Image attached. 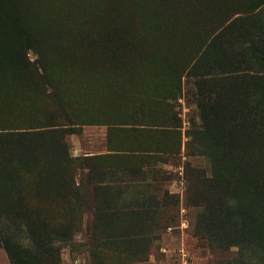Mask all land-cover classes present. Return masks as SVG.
<instances>
[{
	"label": "trees",
	"instance_id": "trees-1",
	"mask_svg": "<svg viewBox=\"0 0 264 264\" xmlns=\"http://www.w3.org/2000/svg\"><path fill=\"white\" fill-rule=\"evenodd\" d=\"M34 1L0 0V248L10 264H60V245L78 232L86 182L96 205L89 264L147 259L156 207L123 201L126 191L104 179L105 165L125 152L107 139L103 155L74 157L66 137L92 125L107 135L170 132L179 120L165 100L180 98L182 79L192 80L200 119L184 148L210 167L209 176H187L188 202L199 208L194 234L238 249L219 264H264V0H106L114 5L108 22L83 17L70 34L49 32ZM132 19L146 26L141 35ZM138 79L153 86L128 90ZM31 195L44 202L30 203ZM115 214L122 218L110 221ZM5 219L25 227L36 253L2 227Z\"/></svg>",
	"mask_w": 264,
	"mask_h": 264
},
{
	"label": "rangeland",
	"instance_id": "rangeland-1",
	"mask_svg": "<svg viewBox=\"0 0 264 264\" xmlns=\"http://www.w3.org/2000/svg\"><path fill=\"white\" fill-rule=\"evenodd\" d=\"M79 1L83 6L89 4L95 7L86 11L78 6ZM104 1L106 0H35L34 5L35 7L37 5L40 15L38 17L53 25L49 32H56V29H60V31L70 34L83 17H89V21L92 18L102 22L107 19L108 22L114 12L111 10L114 5L104 6ZM127 12V10H122L121 14L118 13L120 21L127 17ZM131 24L133 32L137 35H141L146 30V26L133 19ZM90 26L88 28H91ZM72 46L70 44V47ZM74 46L76 45L74 44ZM30 57L34 60L37 56L32 53ZM50 60L52 66L58 71L56 58L51 59L50 57ZM125 76L121 77L122 80L125 79ZM111 77L117 83L116 79L120 78V72H116ZM181 82L184 84L183 91L181 88L180 92H177L180 98L165 100L168 104L173 105L172 114L179 120L177 128L174 127L170 132L158 130L138 132L116 129L110 130L107 135L108 143L112 147L110 149L121 150L125 153L116 155L118 156L116 159H111L105 165L109 169V173L104 176L106 183H112L110 187L113 189L121 187L123 191H126L122 196L123 201L129 203L134 201L149 202L156 207L153 210L155 211L153 224L148 230V236L151 239L149 255L144 262L137 264H219L236 257L238 251L234 247L226 251L217 249L211 238L209 241L208 239L203 240L194 234L199 208L188 202L187 176L192 179L200 174L209 176L210 167L206 159L189 154V151L184 148V144L188 140L185 137V132L191 127L192 122L198 125L200 119L195 106L196 99L191 85L192 80L182 79ZM123 83H120L117 88L121 87ZM125 84L128 90L138 92L144 90L141 86L147 88L153 86L139 81V79L131 84ZM80 85L82 84L80 83ZM157 86H159L158 91L163 93L165 87ZM168 94L169 97H172L174 93L171 90ZM98 130L91 126H83L73 135L67 136L66 140L72 156L81 157L106 153H103L105 150L100 145L92 146L93 139L97 142L101 138ZM82 189L78 200L81 209L78 232L71 242L60 245V264H89L91 262L88 252V244L91 239L88 227L96 222L92 211L96 205L91 185L86 182ZM30 199L29 202L35 205L44 202V200L34 198V195H31ZM112 200L122 201L119 198H112ZM11 203H15L14 200ZM120 218H122L120 214H115L111 216L110 221H117ZM2 222H4L1 224L2 227L12 229L20 244L30 252L36 253L37 249L30 240L25 227L18 226L23 228L20 231L17 224H12L6 219ZM252 254L253 252H245V256L248 257L253 256ZM109 257L108 262L115 264L116 258ZM6 258V253L0 248V264H4ZM139 259L140 256H137L136 261ZM8 263L10 264V262Z\"/></svg>",
	"mask_w": 264,
	"mask_h": 264
},
{
	"label": "crops",
	"instance_id": "crops-1",
	"mask_svg": "<svg viewBox=\"0 0 264 264\" xmlns=\"http://www.w3.org/2000/svg\"><path fill=\"white\" fill-rule=\"evenodd\" d=\"M91 128L99 129L98 131L100 132V137H101L99 140H97V142H96L95 139H93L92 142H91V143H93L92 146H94V144L95 145H100L105 150V151H103V153L106 152V147H107V127L101 125V126H91ZM8 262L9 261L6 258V261H5L4 264H9Z\"/></svg>",
	"mask_w": 264,
	"mask_h": 264
}]
</instances>
